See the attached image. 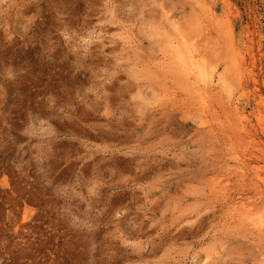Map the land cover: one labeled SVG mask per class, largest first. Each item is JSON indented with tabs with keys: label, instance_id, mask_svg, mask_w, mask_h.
<instances>
[{
	"label": "rangeland",
	"instance_id": "1",
	"mask_svg": "<svg viewBox=\"0 0 264 264\" xmlns=\"http://www.w3.org/2000/svg\"><path fill=\"white\" fill-rule=\"evenodd\" d=\"M0 264H264V0H0Z\"/></svg>",
	"mask_w": 264,
	"mask_h": 264
},
{
	"label": "bare ground",
	"instance_id": "2",
	"mask_svg": "<svg viewBox=\"0 0 264 264\" xmlns=\"http://www.w3.org/2000/svg\"><path fill=\"white\" fill-rule=\"evenodd\" d=\"M204 7H205V6H204ZM205 8H206V7H205ZM206 9H207V8H206ZM203 11H204V10H203ZM208 12H209V14H210L211 10L208 11ZM212 13H213V12H212ZM213 14H214V13H213ZM213 14H211V15H213ZM210 17H214V16H210ZM209 19H210V18H209ZM171 21H172V20H171ZM170 23H171V22H170ZM173 23H174V22H173ZM210 23H211V22H210ZM213 24H214V23H213ZM217 25H218V23H217ZM172 26H173V25H172ZM211 26H213V25H211ZM206 27H207V26H206ZM216 28H217V27H216ZM208 29H209V28H208ZM208 29H207V30H208ZM218 29H219V28H218ZM212 30H213V29H212ZM176 31H177V30H176ZM195 31H196V30H195ZM202 31H203V30H202ZM217 31H218V30H217ZM220 31H221V30H220ZM203 32H204V31H203ZM206 32H207V31H206ZM221 32H222V31H221ZM213 33H214V30H213ZM215 33H216V30H215ZM217 33H218V32H217ZM206 34L209 35V33H206ZM211 34H212V33H210V35H211ZM213 35H214V34H213ZM216 35H217V34H216ZM208 38H209V37H208ZM206 42H208V41L206 40ZM200 43H201V42H200ZM186 44H187V43H186ZM181 45H183V47H184V43L181 44ZM176 49H177V48H176ZM180 49H181V48H180ZM184 49H185V48H184ZM177 52H178V51H177ZM191 53H192V52H191ZM181 54H182V53H181ZM179 55H180V54H179ZM177 57H179V56H177ZM180 60H181V59H180ZM181 61H182V60H181ZM183 61H184V60H183ZM186 62H187V61L185 60V63H184V64H185V65H188V63L186 64ZM195 62H196V61H195ZM193 64H195V63H193ZM198 64H199V62H198ZM181 65H182V64H181ZM195 65H197V64H195ZM208 65H209V64H208ZM197 66H198V65H197ZM197 66H196V67H197ZM193 67H194V65H192V64L188 65V68H187V69H189V70L186 71V72H187L186 75H190V74H191L190 72H192V70H194V69L196 68V67H194V68H193ZM199 67H201V65H200ZM199 67H197V69H198ZM203 67H204V66H203ZM197 69H195V70H197ZM202 69H203V68H202ZM184 70H186V69H184ZM204 70H206V74H205V76H206L208 70H207L206 68H205ZM211 71H212V70H211ZM184 72H185V71H184ZM208 72H209V71H208ZM226 72H227V71H226ZM231 72H232V71H231ZM199 73H200V72H199ZM202 73H203V72H202ZM193 74H194V72H193ZM196 74H197V71H196ZM200 74H201V73H200ZM208 74H209V73H208ZM215 74H216V73H215ZM191 75H192V74H191ZM191 75H190V76H191ZM216 75H217V74H216ZM195 76H196V75H195ZM209 76H210V75H209ZM197 77L199 78L198 75H197ZM201 77H203V76H201ZM193 78H194V75H192V79H193ZM198 78H197V83L199 84V82H198ZM203 78H204V77H203ZM203 78H202V80H204V82H203L204 84L207 83V82H209L210 79H211V78L209 79L208 76H206L204 79H203ZM206 78H207L209 81H208ZM215 78H216V77H215ZM200 79H201V78H200ZM205 79H206V80H205ZM194 80H195V78H194ZM189 81H190V80H189ZM205 81H206V82H205ZM200 82H201V81H200ZM220 82H221V81H220ZM222 82H223V81H222ZM193 83H194V82H193ZM203 83H202V84H203ZM214 83H215V82H214ZM200 84H201V83H200ZM210 84H211V83H209V85H210ZM189 85H192V81H191V84H189ZM193 85H195V84H193ZM220 85H221V87L223 86V84H220ZM197 86H198V85H196V87H197ZM203 86H204V85H203ZM210 86H211V85H210ZM191 87H192L191 90H193V86H191ZM196 87H195V88H196ZM207 87L209 88V86H207ZM200 88H202L201 85H200ZM200 88H199V91H197V92H200V90H201V92H202V89H200ZM203 88H204V87H203ZM210 88H211V87H210ZM224 88H226V87H224ZM227 88H228V87H227ZM205 89H206V88H205ZM191 90H190V91H191ZM203 90H204V89H203ZM216 90H217V89H216ZM216 90H214V91H216ZM222 90H223V89H222ZM226 90H227V89H226ZM228 90H229V88H228ZM204 91H205V90H204ZM206 91H207V90H206ZM211 91H212V90H211ZM220 91H221V90H220ZM220 91H219V92H220ZM192 92H193V91H192ZM195 92H196V91H195ZM219 92H218V93H219ZM204 93H205V92H204ZM208 93H209V91H208ZM208 93H207V94L205 93L204 95L202 94V96L209 95ZM214 93L216 94V92H214ZM226 93H227V92H226ZM210 94H211V97H212L213 92H212V93L210 92ZM221 94H222V93H221ZM221 94H220V95H221ZM194 95H195V94H194ZM197 95H198L197 97L202 98V96H200L199 94H197ZM195 96H196V95H195ZM217 96H218V95H217ZM226 96H227V95H226ZM206 97H207V96H206ZM209 97H210V96H209ZM213 97H215V96H213ZM204 98H205V97H204ZM222 98H223V96H222ZM222 98H221V99H222ZM209 99H210V98H209ZM215 99H217V98H215ZM197 100H198V99H197ZM204 100H206V99H203V98L201 99V101H203V102H204ZM219 100H220V99H219ZM231 100H232V99H231ZM199 102H200V101H199ZM200 103H201V102H200ZM220 103H221V102H220ZM230 103H231V102H230ZM222 104H223V103H222ZM222 106H223V105H222ZM224 106H225V105H224ZM234 106H235V104H234ZM198 107H199V103H198ZM201 107H202V105H201ZM219 107H220V106H219ZM237 107H238V106H237ZM237 107H236V108H237ZM227 108H228V107H227ZM231 109H232V108H231ZM231 109H230V110H231ZM238 109H239V108H238ZM226 110L229 111L228 109H226ZM232 110H233V109H232ZM202 113H203V112H202ZM229 113H230V112H229ZM238 113H239V112H238ZM234 114H236V113H234ZM232 116H233V115H232ZM229 117H230V116H229ZM234 124H235V123H234ZM246 215H247V214H246ZM249 217H250V216H249ZM248 219H249V218H248ZM248 221H249V220H248ZM254 222H255V221H254ZM248 223H249V222H248ZM254 224H255V223H254ZM251 226H252V225H251ZM254 227H255V226H254Z\"/></svg>",
	"mask_w": 264,
	"mask_h": 264
}]
</instances>
